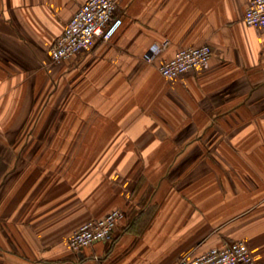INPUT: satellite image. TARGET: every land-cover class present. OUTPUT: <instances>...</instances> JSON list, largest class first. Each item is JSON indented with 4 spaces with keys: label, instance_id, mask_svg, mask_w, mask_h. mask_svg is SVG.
I'll return each mask as SVG.
<instances>
[{
    "label": "crops",
    "instance_id": "0c3cea01",
    "mask_svg": "<svg viewBox=\"0 0 264 264\" xmlns=\"http://www.w3.org/2000/svg\"><path fill=\"white\" fill-rule=\"evenodd\" d=\"M85 1L0 0V264H178L237 240L264 264V30L243 22L250 0H120L111 41L52 63ZM203 44L206 68L158 72ZM115 208L108 240L69 247Z\"/></svg>",
    "mask_w": 264,
    "mask_h": 264
},
{
    "label": "built area",
    "instance_id": "2783aa9c",
    "mask_svg": "<svg viewBox=\"0 0 264 264\" xmlns=\"http://www.w3.org/2000/svg\"><path fill=\"white\" fill-rule=\"evenodd\" d=\"M118 6L119 0H86L50 48V61L59 64L89 51L98 41L109 42L122 25V19L116 15ZM243 21L259 31L264 30V0H251ZM211 56L208 44L186 47L159 62L157 69L164 78L175 80L187 72L206 68ZM148 60L152 61V57ZM124 217L122 210L113 209L82 224L71 234L69 247L79 251L108 240ZM178 264H255V261L247 243L237 240L213 247L195 258H184Z\"/></svg>",
    "mask_w": 264,
    "mask_h": 264
},
{
    "label": "rangeland",
    "instance_id": "374dc122",
    "mask_svg": "<svg viewBox=\"0 0 264 264\" xmlns=\"http://www.w3.org/2000/svg\"><path fill=\"white\" fill-rule=\"evenodd\" d=\"M68 106V105H67ZM67 106H65V108L64 109H67ZM63 109V108H62Z\"/></svg>",
    "mask_w": 264,
    "mask_h": 264
}]
</instances>
